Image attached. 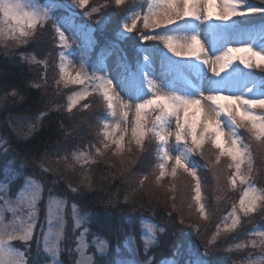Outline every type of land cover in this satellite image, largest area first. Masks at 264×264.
Wrapping results in <instances>:
<instances>
[{"label":"rangeland","instance_id":"obj_1","mask_svg":"<svg viewBox=\"0 0 264 264\" xmlns=\"http://www.w3.org/2000/svg\"><path fill=\"white\" fill-rule=\"evenodd\" d=\"M114 1L117 8L122 5H118L116 4V0ZM222 2L223 0H215V11H220ZM69 3H72V0H69ZM240 3L241 10L243 11H248L250 6H253V4L246 5L243 0H240ZM150 5L153 6L154 10H162L164 7V0H139L129 11H127V13L122 15V19L115 15L113 9L110 7L111 5H109V2H106V0H87V4L83 7L73 5V7L67 9L51 8L49 10V15L55 22V24L51 22L54 52L45 58L40 56V53L42 52V40H39V38L41 37L42 31L48 27L46 24L49 23L50 20H45L42 23L37 24L36 28L31 30L32 35L27 37L29 38L28 42L31 41L28 45L29 48L35 49L37 42L41 44V48L39 50L35 49L36 51H34L35 53H33L32 57L27 55L25 62L35 68L38 66V68L42 69L43 80H46L47 82L50 80L49 70H55L54 80L60 82L59 85L60 88L62 87L63 91L69 90L68 93H71L68 97V101L65 103V107L68 110L71 107V111H69V113L76 115L85 103L89 100L92 101L91 94L94 92L103 94L105 91H108L109 95L113 97V109H107L105 113L101 115L100 118L102 119L103 126L98 124L96 133H101L102 135V137H100V145L104 150H108L109 152L114 150V152H116V154L113 155V158L117 157L118 161L115 159L112 160L117 162V164L122 165V168L126 166L127 162H131V156L140 150L142 147L141 144L145 140L146 136H148L147 133L142 138L133 136V129L135 127V108L134 106L128 107L127 105L151 99L153 94H174L186 98H199L201 95L207 96L210 94H224L229 96H242L246 99H264V82L259 80V78L255 75L251 74L250 69H246L242 64H240L239 59L233 61L232 66L217 77L212 72V64L204 65L201 61L195 58L176 57L169 51H165L166 53L164 55L166 56H163L160 52L154 51L150 49V47L148 48V46L143 44L144 40L142 39V37L146 36V33H144L141 37L139 36L141 41L139 42L138 52L141 57L143 56V60L141 63H138V61L136 62V64L138 63L137 65H139L138 68L133 65H131V67L129 66L131 68V75L124 70V64H128V61L126 59L122 60L118 57L120 52L118 50H116L117 52L115 51L119 45L113 44L109 47L110 51H102L101 59L97 57L96 66H93L92 69H90L88 61H90V58L92 57L94 44L98 41L100 42V40H97V36H101L103 29L107 27L109 23L111 25L112 22H119L115 33L116 37L119 38L120 41H124L125 39L123 38L131 35L137 36L136 34H138L143 27V29L148 30L157 29L154 32H149V34L157 33L173 36V42L177 45L184 43V37H191L192 35H195L204 45L205 53H207L208 57L213 60L216 56L222 55L228 47H251L253 51L264 54V27L241 29L236 25V17L225 22L216 20L209 21L204 19L202 16L199 20H180L166 28H153L151 26L149 28H145L143 20L146 15H149ZM36 6L41 9H49V0H36ZM180 6L182 7V5ZM206 7V0H201V3L197 5L198 13L203 14L206 11ZM57 11H59L60 14L63 13V16L57 18ZM137 14L139 17L138 19ZM101 17H103V19H101ZM134 19L136 20L137 27L133 29L132 33L124 32L123 25L127 23L130 27ZM149 22L151 24V19ZM4 25V37L5 39H8V37L13 35V33L10 31L7 24ZM58 27H60V31L65 33V40L67 42L66 47L62 45L60 35L56 31ZM137 28H139V30L136 32ZM15 34L18 35V31ZM73 37L77 40H74ZM8 42H11V40H8ZM80 44L83 45V48H80ZM178 50L181 51L182 49L178 48ZM61 52H64L63 58L60 56ZM235 55L240 57L243 53H236ZM145 57H147V60H145ZM205 58H207V56L202 54L201 59ZM253 63H256L255 58L251 61L252 65ZM81 64H83V72L87 74L88 78L85 79L84 84L73 83L72 81L76 77L77 73L81 72ZM215 67L218 70L219 64H216ZM61 68L64 69L63 72H61ZM144 75H147V80H152L151 88L149 87L147 80H144ZM109 79L113 82L111 88L102 83V81H107ZM78 86L80 88H78ZM82 95L84 98H78ZM100 96L97 97L99 101H101ZM73 99L77 100L74 106H72ZM202 103L205 111H207L210 102L205 100L202 101ZM58 108L61 109L59 106ZM254 112L257 115H263L262 112H264V109H256ZM125 113L127 114L126 119ZM221 120L225 131L223 140L225 146L228 147L231 145L232 139H234L231 134L233 127L227 117H221ZM34 122L35 120L31 118H25L20 121V126L21 128L30 130L33 129ZM145 122L146 120L144 123ZM243 126L246 128V133L249 138L248 142L252 141L251 143H254V149H256L254 154H257L259 151L261 152L264 148V143L261 142L259 144H255V141L259 142L261 140L254 139L251 136L253 135V132L250 131V126ZM125 128L126 132L121 130ZM240 129L241 126L235 128L237 133V137L235 138L239 139L241 148H246L248 153L241 164L240 175H237L236 173L234 161L226 154L221 155L218 149L209 144L212 146L209 148L216 153L217 159L220 160L224 168L223 180L227 188L225 189L227 195L226 200L229 199L228 196L231 189L235 190L238 186L240 187V185L244 187V192L249 189H255L257 195L262 193L260 188L258 189L254 184L249 182L250 177L246 173L245 166H252L256 158L253 155V152H248L251 150L243 141L244 138L242 139L240 137ZM175 131V118L173 117L165 129V132H171V135L167 136V139L162 146H158V157L160 159V166L163 165L164 176L163 178H160L159 173L156 178L157 180L153 181L154 187H152L151 190L156 195H159L162 187L166 186V192L168 191L167 193L169 196L170 194L172 196H175L176 194L177 197H182L181 189L185 187L182 179H185V175H187L189 179H193L183 169L176 168L175 157H180L189 167V170L194 171V168L189 161L190 153L187 151V147L191 145L188 144V146H186L183 142H177L175 138ZM105 132L111 133L112 135L106 139L104 136ZM121 136H123V140L119 144L113 143L114 139L119 140ZM138 138L141 139V143L139 144L137 143ZM150 139L152 138L150 137ZM207 141L210 140H206V142ZM70 144L71 143L69 142V145ZM82 149L85 148L81 146L76 148L78 151H81ZM98 152H101L100 149L97 153ZM260 156L264 159V153L260 154ZM74 157L78 162L76 166L79 167L89 165L88 163L97 164L100 160V157L95 156L94 152L91 153L90 150L85 152H76ZM12 158L13 159L7 161V163L10 167L15 166L18 170H14L12 172L13 182L10 185H3V192H7L9 200L12 201L11 207L5 204L3 199H0V218H3V222L5 224H13L14 222V226L18 230L22 231L25 223L28 221L29 215L33 212V209L28 206V200L30 199L31 192L25 191V188L29 181H34L35 184L39 185V196L35 202L34 208L35 227L33 229V240L31 242H24L20 240L13 242L17 251L28 252L29 257L26 255L24 257L25 264H32L35 257L34 253L38 251V246H36L37 249L34 247L30 250L32 243L36 242L35 235L37 228L40 231L37 241H40V251L44 256L43 261L46 260V264L61 263L62 260H60V256L63 252L64 241H69V251L76 256L74 264H88L89 258H92L94 262L96 256L100 254L101 246L109 248V243L99 235H92L88 226L90 214L83 211L75 204H69L67 199L62 198L61 196L49 193L44 194V188L41 183L36 178L32 177L33 175H31L30 172L27 173V168L25 167L26 160L17 159L15 156ZM106 158L110 159V157L102 155L101 161L103 163L107 162ZM125 168H129V166H126ZM229 168L232 171L231 176ZM174 169L175 175H173ZM180 170H182L185 175L183 174L182 179L178 181L177 176ZM255 170L258 171L257 174L260 175L261 178L264 176V169H260L255 166ZM226 172H229V174L224 175ZM217 176L219 177V175ZM233 177H235V184L231 183ZM144 191L148 192V189L143 188V192ZM21 192L24 193L23 200L22 202L17 203V201L20 200ZM207 194L208 192L203 191L200 187L199 203L204 206L203 215H200L204 220V223H208L210 216L213 212L217 211L216 208L213 209L212 202L207 200ZM0 195H2V193H0ZM193 196H196V192ZM171 198L173 199L174 197H170V199ZM241 198H243V195L230 207V213L226 215L225 220L219 226L220 229H218L217 234H215L217 237L221 238V240L229 238L228 236L230 234L233 235L234 229L237 230L242 224H245L244 222H249L245 219L246 217L253 216L259 211L258 209L262 203V201L259 200L256 201L255 210L253 212L245 213L242 211L240 209ZM52 200L62 202V208L58 213L53 214L50 221L49 204ZM193 202L195 205L192 208H197V210L200 211L195 198ZM40 206H43L45 218L40 217ZM73 206H75V209ZM12 209H15V211H12ZM68 218L71 219L70 224L67 223ZM233 219H237L239 221L235 227H232ZM77 220H79V226H77ZM253 222L254 221L248 223V226L251 225V230H247V232L243 235L251 236L247 239L241 240L238 245L232 248V250H227L232 252H235L236 250H246L247 253L252 251L256 252L257 255L249 253V258L244 263L264 264V243H262L264 242V229L260 228L258 223L252 225ZM67 225L69 226L67 227ZM140 225L142 228L144 251L145 241H152V243L148 245V251L157 243L159 233L158 225L155 223V220L149 216L147 218H142ZM212 234L213 231L211 235ZM45 236L48 237L47 247L55 245V255L51 252L44 251L46 246L44 240ZM236 241L237 239L231 240L230 245L234 244ZM17 242L19 243L18 245L15 244ZM136 247L140 254V247L137 240ZM188 249L189 253L193 255H201L197 249H194L193 245H189ZM63 254L66 256L65 251ZM132 255L133 253L130 252L129 258H131ZM168 259L171 260V257H168ZM147 260H151L153 263L155 259L148 258ZM187 263L191 264V260H186V264ZM158 264L161 263L158 261ZM206 264H208L207 259Z\"/></svg>","mask_w":264,"mask_h":264},{"label":"trees","instance_id":"obj_2","mask_svg":"<svg viewBox=\"0 0 264 264\" xmlns=\"http://www.w3.org/2000/svg\"><path fill=\"white\" fill-rule=\"evenodd\" d=\"M136 1L139 0H125L117 8L114 0H106L119 18H122V15L137 3ZM243 1L246 5L253 4L255 9H264V0ZM62 14L57 11L56 17H61ZM260 24H264V11L236 17V25L241 29ZM46 25L48 27L42 31L39 38L42 40V52L40 53L42 58L54 52L51 21ZM118 25L119 22H112L111 25L109 23L103 29L102 35L97 36V40L100 42L94 44L92 57L88 61L90 69L96 66L100 52L103 50L110 51L109 47L112 44L119 45L115 51L118 50L120 56L125 57L124 60L127 59L128 54L134 53L130 60L127 59L130 65H134L135 61L142 62L143 56L136 54V46L141 41L139 36H143L144 33L146 36L151 35L149 32H154L157 29L148 30L142 27L136 34L137 36L131 35L123 38L124 41H120L115 33ZM138 30L139 28L136 29V32ZM107 31L113 32L115 36L113 41L106 40L105 33ZM154 35L162 36V34L157 33ZM28 39L26 38L25 43L17 44L14 47H5L0 44V163L4 161L5 157L7 161L13 159L14 156L17 159L26 160L27 173L30 172L32 177L41 183L44 194L61 196L67 199L69 204H75L90 214L88 226L92 235L101 236L111 248L118 238H122L120 237L121 231H130L139 244L141 258L146 260L154 258L152 264H158V261L161 263L169 252L173 241L182 242V248L186 244L188 252L189 245H193L194 249H197L201 255L205 250L210 251L212 254L206 258L208 264H245L244 262L248 260L250 254L257 255L253 251L249 254L246 250L238 251L235 249L236 251L232 252L227 249L232 250L241 240L251 236H243L247 230H251V225L248 226V223L254 221L252 225L258 223L260 228L264 229V202L261 203L257 213L245 218L249 222L242 221L246 225L242 224L237 230L234 229V234H230L229 238L221 240L215 235L226 215L230 213V207L243 195L245 189L241 185L235 190L231 189L229 199L226 200L225 189L227 188L223 180L224 168L220 160L217 159L216 153L209 148L212 147L211 141H207L200 150L190 153L189 156V161L197 173L201 189L208 192L207 200L212 202L213 209L216 208L217 210L210 216L208 223H204L200 215L201 212L197 208H192L195 205L193 195L196 192V180L189 179L182 170L177 176L178 181H180L183 174L185 175V179H182L185 186L181 189L182 197H177L176 194L172 196L170 193L169 196L168 191L166 192V186L162 187L159 195L154 194L151 190L154 187L153 181L157 180L156 178L160 173L158 146H162V143L150 131L155 122V113L151 110L148 111L145 122L148 136L141 144L140 150L131 156V162L126 163L129 168L126 169V166L122 168V165L112 160L118 161L117 157L113 158L116 152L104 150L100 145L102 135L96 133L97 125L103 126L100 117L108 109V102L104 95L94 92L91 94L92 101L89 100L85 103L76 115L69 113L65 103L71 93H68L69 90L63 91L62 87L60 88V82L54 80L55 70H49L50 80L47 82L43 80L42 69L38 66L35 68L25 62L27 55L32 57L34 51L41 48L39 42L35 46L36 50L29 48L28 45L31 41L28 42ZM143 44L160 52L163 56H166L164 55L165 51H168L165 42L161 40H144ZM255 65L256 63H253V67L250 69L251 74L264 82V65L260 68H256ZM78 88L80 87L78 86ZM98 96H100L101 101L97 98ZM262 113L264 115V112ZM25 118L35 120L33 129L21 128L20 121ZM240 134V137L245 139L243 141L251 150L248 152H253L256 158L252 166H245L246 173L250 177L249 182L264 192V176L261 178L257 174L258 171L255 170V166L264 169V159L260 156L264 153V148L262 153L259 151L254 154L256 151L254 143L248 142L249 138L243 125H241ZM253 135L251 136L256 139ZM261 142L264 143L263 138L259 142L255 141V144ZM79 146L85 149L76 150ZM99 149L101 152L97 153ZM88 150L100 157L99 162L97 164L88 163L89 165L83 167L76 166L78 163L74 157L76 152ZM102 155L110 157V159L106 158L107 162L103 163L101 161ZM229 171L231 176L230 168ZM225 174L227 175L229 172ZM141 181H143L142 184ZM73 188L76 189L75 192L72 191ZM143 188L148 189V192H143ZM170 197L174 198L170 199ZM42 208L43 206L41 207V215ZM148 216L155 220L159 233L157 243L145 253L140 222L142 218ZM125 217H132V220L127 221L124 219ZM70 222L71 219L68 218L67 223L70 224ZM212 231L213 234L211 235ZM39 235L40 231L37 228L36 242L32 243L30 250L34 247L37 249ZM213 237H215L214 242L209 243ZM233 239H237V241L230 245ZM15 244L18 245L19 243ZM69 244V241L63 242V252L65 251L66 256L63 252L61 253L60 260L62 261L60 264H74L76 256L69 251ZM39 245H41L40 241ZM34 254L32 264L38 259L37 251ZM26 256L29 257V255ZM43 258L42 254L41 261ZM186 260L190 261V259Z\"/></svg>","mask_w":264,"mask_h":264},{"label":"snow or ice","instance_id":"obj_3","mask_svg":"<svg viewBox=\"0 0 264 264\" xmlns=\"http://www.w3.org/2000/svg\"><path fill=\"white\" fill-rule=\"evenodd\" d=\"M124 0H116V4H122ZM201 3V0H164V7L162 10H154L153 6H149V15L144 17L143 23L145 28L150 26L153 28L168 27L177 23V21L185 19H195L199 20L203 16L204 19L212 21H229L234 17H240L245 15L255 14L264 9H255L250 8L248 11L241 10L240 0H223L221 9L219 12L215 11L216 3L215 0H206V11L201 14L197 11V5ZM50 7L49 9H41L36 6V0H0V24H7L10 31H15L24 36L25 38L32 35L31 30L36 28L37 24L42 23L45 20H50L53 24L55 22L49 15V10L51 8H70L73 5L78 7H83L87 4V0H72V3H69V0H49ZM182 5V7L180 6ZM7 7L8 11L4 10V7ZM137 14V19H138ZM103 19V17H101ZM100 19V20H101ZM151 19V24H150ZM100 22V21H99ZM98 22V23H99ZM137 27L136 20L134 19L131 26L127 23L123 25L124 32L132 33L133 29ZM60 35V40L62 45L67 46L65 40V33L60 31V27L56 29ZM147 35L142 37L145 41H151L147 39ZM107 41H113L115 36L112 31H107L105 33ZM74 40H77L73 37ZM198 43L199 55H190L187 51L181 52L178 48H187L188 44L186 43V37H184V43L175 44L173 42V36H169L164 40L166 47L169 52H171L176 57H187L195 58L201 61L204 65L212 64V72L215 76L219 77L221 73H224L229 69L233 61L239 59V63L242 64L246 69H251L253 65L251 63L242 61L240 57H237L236 53H241L239 50H243L249 53H253L256 57V68H260L264 65V61L260 58L264 57V54L260 52L253 51L251 47H228L222 55L216 56L215 59L208 57L205 53V47L202 44L201 40L194 36ZM80 48H83V45L80 44ZM204 54L207 56L205 59H201V55ZM134 53L131 55L128 54L127 59H131ZM61 58L64 56V52L60 53ZM147 60V57H145ZM216 64H219V69L215 67ZM124 70L131 75V68L127 63L124 64ZM64 69L61 68V72ZM88 78L87 74L83 72V64H81V72H78L73 83L84 84L85 79ZM144 80H147V75H144ZM109 88L112 87L113 82L109 79L107 81H102ZM149 87L151 88L152 80H147ZM15 95V93H13ZM86 95V93H85ZM105 100L108 102L107 107L109 110L113 109L112 99L113 97L109 95L108 91L103 93ZM226 97V102L229 105L228 108L222 107L220 104L215 103L216 98ZM80 99L84 96L78 97ZM210 102V108L205 111L202 101ZM77 100H72V106L76 104ZM225 101H221V104ZM128 107L135 108V127L133 129V136H138L140 138L144 137L146 132V125L144 121L147 118L148 110H151L155 113V122L152 125L150 131H152L154 137L158 139L161 143H164L167 139V136L171 135V132H165L166 127L171 122V119L175 118V138L177 142H183L184 145L188 146L189 140L190 145L187 147L189 153H193L197 150H200L206 140H210L212 145L220 151L221 155L229 156L235 163V169L237 175H240L241 164L244 161V158L248 155L247 149H242L240 142L237 137L235 128L240 127L241 125L250 126V131H252L257 140L264 138V133L260 131L261 127L264 126V115H257L254 110L264 109V99H246L242 96H229L224 94H210L207 96L201 95L199 98H186L174 94H153L151 99H146L140 103H132L127 105ZM71 111V107L69 108ZM127 114L125 113V119ZM221 117H227L230 121L233 131L231 132L234 139L231 141V145L226 147L223 137L225 135L224 127L222 124ZM126 132L125 129H121ZM199 130V131H198ZM112 135L111 133L105 132V138H109ZM123 140V136L119 140H113V143L119 144ZM137 143H141V139H137ZM176 168L183 169L189 176L196 180V196L195 200L199 205L200 212L203 215L204 206L200 204V182L197 179V173L195 171H189V167L185 164L184 160L180 157H175ZM18 170L15 166H9L7 163V158H4V161L0 163V199H3L5 204L11 207L12 201L9 200L7 192H3L4 184H11L12 172ZM160 178L164 176L163 165L160 166ZM173 175H175V169L173 170ZM243 182V181H242ZM143 181H141V184ZM231 183L235 184V177H233ZM25 191H30L31 196L28 200V206L33 209L32 214L29 215L28 221L25 223L22 231L18 230L13 224H5L3 218H0V264H25V255H28L27 252L17 251L13 245V242L16 240L31 242L33 240V229L35 227V215L34 208L35 202L39 196V185L35 184L34 181H29ZM72 191H76L75 188ZM252 194L250 193L247 196H244L243 204L240 203V209L245 213L253 212L255 210L256 200L251 198ZM24 193H20V200L17 203L22 202ZM62 208V202L52 200L49 204V217L54 213H58ZM75 209V206H73ZM15 211V209H12ZM127 221H131L132 217H125ZM239 221L233 219L232 227H235ZM77 226H79V220H77ZM120 237L115 242L111 248H106L101 246L100 254L96 257L93 262L92 258H89L88 264H152L151 260L142 259L140 257L139 251L136 247V238L132 232H120ZM45 240V252H51L55 255V245L52 247H47L48 237H44ZM215 237L212 241L214 242ZM152 241H145V253L147 252L148 245ZM180 241H173L170 247L169 252L165 255L161 264H186V259L191 260V264H206V258L212 253L208 250L202 252V256L199 254H191L187 251V245L184 244L183 248L181 247ZM38 259L33 262V264H42L40 259L42 253L40 251L39 241H37ZM133 253L132 257L129 258V253ZM171 256V260L168 257ZM43 264H46V260L43 261Z\"/></svg>","mask_w":264,"mask_h":264},{"label":"clouds","instance_id":"obj_4","mask_svg":"<svg viewBox=\"0 0 264 264\" xmlns=\"http://www.w3.org/2000/svg\"><path fill=\"white\" fill-rule=\"evenodd\" d=\"M4 10L8 11L6 6L4 7ZM4 31H5V25L4 24H0V44H3L5 47H14L17 44L26 42V38L24 36L20 35L19 33H18V35L15 34L16 33L15 31H11L13 33V35L8 37V39H5ZM169 36L170 35L148 36L147 39L164 41ZM194 36L195 35H192L191 37H186V43L188 44V47L187 48H181L182 49L181 52L187 51L190 55H199L198 43H197L196 39H194ZM8 40H11V43H8ZM238 51H241V53H243V55L240 56V59L242 61L251 63L253 58H255V60H256V57H255V55L253 53H249V52H246V51H243V50H239V49H238ZM260 59L262 61H264V57H261ZM221 101H225V102L221 104ZM215 103L220 104L224 108H228L229 107V105L226 102V97H218V98H216ZM210 107L211 106L209 105V108ZM260 131L262 133H264V126L261 127ZM241 175H246V174H241ZM250 193L252 194V196H251L252 199H254L256 201L259 200V201L264 202V192H262L259 195H257L256 192H255V189H249V190H247V191H245L243 193V198H241V200H240L241 204H243V202H244V196H247ZM262 243H264V242H262Z\"/></svg>","mask_w":264,"mask_h":264}]
</instances>
